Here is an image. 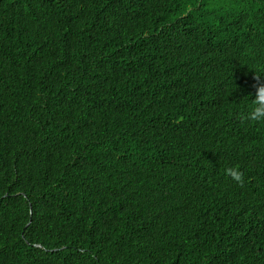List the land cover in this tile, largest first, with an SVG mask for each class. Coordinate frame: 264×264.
I'll list each match as a JSON object with an SVG mask.
<instances>
[{
    "label": "trees",
    "instance_id": "trees-1",
    "mask_svg": "<svg viewBox=\"0 0 264 264\" xmlns=\"http://www.w3.org/2000/svg\"><path fill=\"white\" fill-rule=\"evenodd\" d=\"M210 59L264 70V0H0V264H264V183L224 172L264 130L226 140Z\"/></svg>",
    "mask_w": 264,
    "mask_h": 264
},
{
    "label": "clouds",
    "instance_id": "clouds-1",
    "mask_svg": "<svg viewBox=\"0 0 264 264\" xmlns=\"http://www.w3.org/2000/svg\"><path fill=\"white\" fill-rule=\"evenodd\" d=\"M206 3L211 5L212 0H206ZM168 12L170 13L169 20L167 16H162V19L158 17L155 21L150 23V25L155 24V26L149 35L156 33L166 25L171 37L174 36V27L181 25L183 18L182 15H176L170 6L168 8ZM253 51L255 54L258 53L255 48H253ZM257 60L259 61V59ZM207 66L211 68V72L219 79V83H223L222 80H228L227 85L234 91L235 108L237 106H243V108H245L242 117V119H244V125L238 126L231 124L226 132V140H229L230 142H237V140L240 139L239 136L244 134L250 125L256 127L261 126L264 130V70L257 72L255 70H248L243 66L240 73L237 74L236 71H233L228 67L226 62L214 61L212 59L208 61ZM216 109L213 108L212 111L215 112ZM232 159V165L224 168L225 178L228 182L242 189L254 188L259 184L264 183V174L261 171H258V168H264V162L259 164L256 171L251 176H244L240 173L236 157L232 156ZM196 211L198 217L205 225L206 216L204 211L200 207H198ZM256 212L257 210L250 218L242 222L240 226V236H245L244 233L248 232L246 237L258 238V236L253 234L251 226V222L254 220ZM236 228L237 227L235 225L232 226V229L229 228L231 235H238Z\"/></svg>",
    "mask_w": 264,
    "mask_h": 264
}]
</instances>
